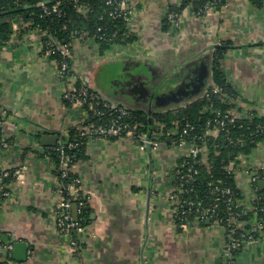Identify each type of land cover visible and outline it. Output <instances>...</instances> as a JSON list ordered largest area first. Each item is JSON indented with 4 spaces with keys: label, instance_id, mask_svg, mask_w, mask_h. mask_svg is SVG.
<instances>
[{
    "label": "crops",
    "instance_id": "0c3cea01",
    "mask_svg": "<svg viewBox=\"0 0 264 264\" xmlns=\"http://www.w3.org/2000/svg\"><path fill=\"white\" fill-rule=\"evenodd\" d=\"M182 3L130 0L125 21L134 40L114 44L107 55L93 36L75 33L68 42L72 70L103 98L136 108L142 102L132 98L131 89L140 81L160 84L162 73L170 77L189 61L205 57L214 44L228 45L221 68L235 93L233 113L241 118L264 115V0H225L203 15L188 4L179 23L172 24L166 14ZM44 35L31 21L14 20L10 38L0 46V248L6 253L0 264H264V235L229 255L222 225L209 221L179 227L174 175L188 145L171 142L169 148L142 150L132 135L86 139L83 157L72 168L87 198L86 219L80 231L61 230L54 145L41 138L56 133L62 140L86 122L87 113L63 99L67 80L45 48ZM103 72L105 78L114 77L111 88H103ZM239 160L242 169L235 179L240 198L249 204L254 182L248 170L264 167V143ZM16 169L22 170L21 177L2 176ZM6 187L10 193L2 196ZM72 216L78 219V207L74 211L72 206ZM16 242L27 244L23 260L14 258ZM7 243L13 244L10 251Z\"/></svg>",
    "mask_w": 264,
    "mask_h": 264
},
{
    "label": "trees",
    "instance_id": "16d2710c",
    "mask_svg": "<svg viewBox=\"0 0 264 264\" xmlns=\"http://www.w3.org/2000/svg\"><path fill=\"white\" fill-rule=\"evenodd\" d=\"M38 1L0 0V46L12 34V21L20 19L31 21L34 26L45 31L44 40L46 49L55 48L56 42L68 43L75 33H86L87 36H93L102 53L116 43H130L134 40V36L128 32L124 18H113L108 14L110 8L106 5V0H80V9L71 0H60V14L52 11V6L58 0H44L49 11L39 6L37 4ZM204 1L183 0L182 5L171 8L181 11L184 6L192 4L196 10L199 6L203 5ZM168 21L166 25H168ZM47 42H52L53 46L47 45ZM224 49L223 46L217 47L213 57L212 79L215 85L219 87L217 92H214L211 86L208 90L210 93L208 96L205 94L199 101L190 103L185 107L175 106V114H173V109L150 114L146 109L131 108L135 117L129 118V120L141 122L142 125H139L138 129L151 132V130L158 126V124L156 126L157 121L164 122L166 127L169 128L175 124L174 121L178 116L180 129L187 123H192L195 124V130L192 134H204L205 125L208 120L211 119L212 125L216 124V118L219 117V120L224 119V115L234 105L235 93L232 92L231 86L227 82L225 73L221 68ZM52 55L59 59L58 52H54ZM167 103L173 104L174 102L168 100ZM217 110H219L220 114L216 113ZM89 114L91 121L107 117V112L102 115H94L93 112ZM226 121L228 122L221 126V130L216 137L207 136L206 145L208 162L210 163L209 167L200 163L198 160L194 161L192 159H188L189 163L185 165V168L192 166L198 170L193 180V191L186 192L185 189L178 191L183 197L191 198L198 202L200 201L201 205L204 206L214 202V197L217 195V192H211L212 185L209 182H216L218 178L222 179L219 186L230 187L237 193L238 198L241 197V191L237 186L235 174L229 171L226 166L231 159L237 161V164L240 165L241 162L237 158V155L240 153L249 154L257 146V141L264 139V115L252 114L248 117L238 118L233 122ZM1 134L2 128L0 126V136ZM88 137V135H81L80 128H73L69 131L68 136L62 139V142L78 143V146L71 150L76 153V160H78L79 157H83L85 143ZM163 138L168 143H171V137L164 136ZM53 155L55 156L54 151ZM186 160L187 158L185 157L180 161L181 163L177 169ZM72 175L66 178L65 181L71 179ZM260 190L264 195V188H260ZM225 200L226 197L223 196L218 202V206L215 209L216 218H222L226 222L232 211L239 210L241 212L240 218L247 221L253 219L254 213L252 210H243L242 208L236 207L234 203H231V207H229L226 205ZM74 201L78 202L77 199ZM259 207L262 210L257 214L258 219L264 221V202ZM85 219L86 215L80 221L85 222ZM259 231L260 229L252 228V232L256 237L259 235ZM5 254L3 249L0 248V263L3 262L6 256Z\"/></svg>",
    "mask_w": 264,
    "mask_h": 264
},
{
    "label": "built area",
    "instance_id": "2783aa9c",
    "mask_svg": "<svg viewBox=\"0 0 264 264\" xmlns=\"http://www.w3.org/2000/svg\"><path fill=\"white\" fill-rule=\"evenodd\" d=\"M71 1L80 9V0ZM129 1L130 0H106V5L110 8L108 14L113 18L123 17L124 20L127 21L129 19ZM60 3V0H58L52 6L53 12L61 13ZM223 3L224 0H205L203 5L199 6L195 12L199 15H203L211 9L223 5ZM37 4L49 11L44 0H39ZM180 16L181 11L172 8H170L166 14L167 19L174 24L179 23ZM47 45L53 46V43L47 42ZM48 51L50 54L54 52H58L59 54V59L56 58L58 61V73L67 80V87L64 91L63 99L67 104L81 105L86 109L87 120L80 127L81 135L97 137L132 135L137 139L142 150H145L148 146L157 149L161 140L165 139H162L164 136L171 137V142L179 146L188 145L187 160L182 163V166L177 169L174 175L176 188L175 192L172 194V198L175 203L174 215L179 227L186 229L195 222L201 223L206 220L222 225L225 228L228 238L227 254L229 255L240 249L246 241L256 239V236L252 232V228L260 229V236L264 235V221L258 219L257 216L258 212L262 210L259 205L264 202V195L257 185L260 179H264V167L261 169L253 168L248 170L250 179L254 182V191H252L249 204L244 202L241 198H238L237 193L230 187L219 186V183L222 182L221 178L216 179V182H209L212 185L211 192H217V195L214 197V202L207 206L201 205L200 201L198 202L194 199L183 197L178 192L181 189H185L186 192H192L194 189L193 180L198 170L194 169L192 166H187V168H185V165L189 163L188 159L194 161L198 159L200 163L209 167L210 163L207 157L208 151L205 135L216 137L221 130V126L224 124V119H218L219 121L216 119L217 123L213 125L211 123V126H207L204 134L200 135V140L192 138L190 139V143H187L186 139L189 138V133H192L195 128L191 127L189 123L180 129L179 125H176V120L174 121L175 124L169 128L166 127L164 122H158V126L151 130V132L139 130L138 126L142 125V123L129 120V118L135 117L131 108L103 98L100 93L93 90L85 83L77 81L79 77L72 70V51L68 43L56 42L55 48H48ZM217 88L218 87L215 85L213 91H217ZM205 94H209V91H206ZM90 112H93L94 115H102L107 112V117L91 121ZM228 117L232 121H235V117ZM3 142L5 145L8 144L7 141ZM77 146L78 143L76 142L64 143L62 140H59L57 144L52 147L57 158V170L60 181L59 191L61 193V200L57 204L58 224L61 230L65 232L73 230L80 231L83 228L80 219H82L86 213L87 198L81 193V179L72 175L71 179L65 181L66 178H69L71 174H73L72 168L77 160L76 153L71 150L75 149ZM242 157L243 153L237 155L238 159ZM237 163V161L231 159L227 164V169L235 175L242 169ZM21 172V169H16L12 172L4 171L2 176L6 179L12 177L19 178L22 175ZM9 193L10 191L7 187L6 189L3 188L1 191L2 196H8ZM223 196L226 197L225 203L229 207H231V203H234L236 207L242 208L243 210H252L254 213L253 222L247 225V220L240 218L241 212L239 210L232 211L226 222H224L222 218H216L215 209ZM75 199H77L78 202H75ZM74 203H76L78 207V219H74L72 216V206ZM71 243L75 246L76 240H72ZM5 248L10 251L13 248V244L7 243Z\"/></svg>",
    "mask_w": 264,
    "mask_h": 264
},
{
    "label": "water",
    "instance_id": "95a60500",
    "mask_svg": "<svg viewBox=\"0 0 264 264\" xmlns=\"http://www.w3.org/2000/svg\"><path fill=\"white\" fill-rule=\"evenodd\" d=\"M219 46V45H218ZM224 46V45H223ZM213 54L210 51L205 57L189 61L179 71L173 74L171 79L163 81L158 88V96L168 98L173 104L191 98L204 90L207 83L212 80ZM136 73H140L137 72ZM182 85L184 91L180 93L177 88ZM163 95V97H162ZM67 135V134H65ZM60 138L59 134L46 133L42 136L41 142L46 145H56ZM258 184L261 189L264 188V179H260ZM74 211H77V204H73ZM206 222H209L207 220ZM27 244L16 242L14 248V258L25 259L27 253ZM17 253V255H15Z\"/></svg>",
    "mask_w": 264,
    "mask_h": 264
},
{
    "label": "rangeland",
    "instance_id": "374dc122",
    "mask_svg": "<svg viewBox=\"0 0 264 264\" xmlns=\"http://www.w3.org/2000/svg\"><path fill=\"white\" fill-rule=\"evenodd\" d=\"M166 19H167V17H166ZM171 22V21H170ZM172 24H173V22H172ZM223 45H217V44H214L210 49H211V52H212V54H213V57H214V52H215V50H216V48L217 47H222ZM224 48H228V45H225V46H223ZM114 51V50H113ZM105 54V53H104ZM105 55H107V53L105 54ZM104 55V56H105ZM106 57V56H105ZM108 57V56H107ZM106 57V58H107ZM105 70V69H104ZM103 70V71H104ZM147 71H149V69H146ZM119 72V74H122L120 71H118ZM153 72H155V71H153ZM106 74H107V72H103L102 73V80L101 81H104V84L102 85L103 86V88L104 89H106V88H109L110 86L112 87V85H113V83H109V81H114L113 80V78L114 77H112L111 78V76L112 75H108L106 78H105V76H106ZM150 74H152V72H150V73H147V75H145V77H149L150 76ZM172 76V75H171ZM170 76V77H171ZM162 79H161V83H162V81H167V80H169V79H171V78H169V77H167V78H169V79H167V78H163L164 77V73H162ZM139 79H137V81H140V80H142V77L140 76V77H138ZM77 81H80V82H82L80 79H77ZM160 83V84H161ZM159 81H140L139 82V84L138 85H136L135 87H136V89H134V88H132L131 90L133 91V94H132V98H134V97H136V98H140L139 100H140V102H142L141 103V105L140 106H137L136 104H134V107H136V109L137 108H142V109H146L147 111H148V113H153V112H162V111H166V110H169L170 108L171 109H173L172 111H173V114H175L176 113V109H175V106H181V107H185L186 105H188V104H190V103H194V102H196V101H199L200 99H202L203 97H204V95H205V93H206V91H208L210 88H211V86L212 87H214L215 86V82L213 81V79L212 80H210L208 83H207V85H206V87L204 88V90H202V92L201 93H199V94H197V95H195V96H193V97H191V98H189V99H187V100H182V101H179V102H177V103H175L174 105H172V106H169L168 105V103H167V101H165L164 102V99L165 98H162V100L161 99H159L158 97V94H157V89L159 88ZM110 87V88H111ZM217 89H219V87L217 88ZM94 90V89H93ZM218 91V90H217ZM217 91H214V92H217ZM210 94V93H209ZM209 94H207V96L209 95ZM142 99V100H141ZM216 113H218L219 114V110H217L216 111ZM228 116H230V117H235V120L236 119H238V118H241V117H239V116H237L235 113H233V111H232V109H230L226 114H225V117H224V124L223 125H225V123L226 122H228V121H226V120H229L230 122H233ZM177 119V120H176ZM175 120H176V125H180V121L178 120V116H177V118H176ZM217 120L219 119V117H217L216 118ZM219 121V120H218ZM158 122H160V121H157V124H158ZM189 125L191 126V127H193V128H195V124H192V123H189ZM157 126V125H156ZM207 126H211V119L210 120H208V122L206 123V125H205V129L207 128ZM190 131V130H189ZM200 135L201 134H192V133H189V138H187L186 139V142L187 143H190V139H198V140H200L201 139V137H200ZM203 135V134H202ZM207 136L208 135H205V142L207 143ZM162 139H164V138H162ZM168 143V141L167 140H161V142H160V145L158 146V148L157 149H163V148H169V147H165L166 146V144ZM260 143H264V139L263 140H260V141H257V145L258 144H260ZM170 149H172L174 152H176V147H173V148H170ZM155 150V149H154ZM166 150V149H165ZM258 155L259 156H261L262 155V153L261 152H259L258 153ZM195 160H198V159H195ZM226 168H227V166H226Z\"/></svg>",
    "mask_w": 264,
    "mask_h": 264
},
{
    "label": "flooded vegetation",
    "instance_id": "af4514ba",
    "mask_svg": "<svg viewBox=\"0 0 264 264\" xmlns=\"http://www.w3.org/2000/svg\"><path fill=\"white\" fill-rule=\"evenodd\" d=\"M177 90H178L180 93H182V92L184 91L182 85H180V87H178ZM162 97H163V95H162ZM158 98L160 99L161 97L159 96Z\"/></svg>",
    "mask_w": 264,
    "mask_h": 264
}]
</instances>
